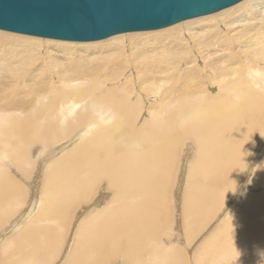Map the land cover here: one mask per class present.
Segmentation results:
<instances>
[{"label": "bare ground", "instance_id": "obj_1", "mask_svg": "<svg viewBox=\"0 0 264 264\" xmlns=\"http://www.w3.org/2000/svg\"><path fill=\"white\" fill-rule=\"evenodd\" d=\"M261 253L264 0L94 42L0 30V264Z\"/></svg>", "mask_w": 264, "mask_h": 264}, {"label": "water", "instance_id": "obj_2", "mask_svg": "<svg viewBox=\"0 0 264 264\" xmlns=\"http://www.w3.org/2000/svg\"><path fill=\"white\" fill-rule=\"evenodd\" d=\"M239 1L0 0V29L65 41H96L159 29Z\"/></svg>", "mask_w": 264, "mask_h": 264}, {"label": "rangeland", "instance_id": "obj_3", "mask_svg": "<svg viewBox=\"0 0 264 264\" xmlns=\"http://www.w3.org/2000/svg\"><path fill=\"white\" fill-rule=\"evenodd\" d=\"M0 30H1V29H0ZM155 30H158V29H155ZM3 31H5V30H3ZM144 31H149V30H144ZM8 32H10V31H8ZM129 32H136V31H129ZM12 33H14V32H12ZM124 33H126V32H124ZM18 34H19V33H18ZM119 34H120V33H119ZM115 35H116V34H115ZM31 36H32V35H31ZM112 36H114V35H112ZM109 37H111V36H109ZM109 37H107V38H109ZM47 39H48V38H47ZM104 39H106V38H104ZM104 39H100V40H104ZM54 40H57V39H54ZM59 41H64V40H59ZM96 41H98V40H96ZM70 42H94V41H70ZM182 186H183V185H182ZM181 190H182V189H181ZM181 190H180V192H181ZM170 192H171V191H170ZM171 194H172V193H171ZM174 197H175V196H174ZM175 201H179V202H181L180 200H175V199H174V201H173L174 204H175ZM178 208H179V206H178ZM176 210H177V209H176ZM174 214H175V215H174V216H175V217H174V218H175V221H176V220H179V218H180V208H179V210H178L176 213H174ZM176 214H177V215H176ZM210 225H211V224H210ZM210 225H209V226H210ZM209 226H208V227H209ZM208 227H207V228H208ZM208 229H209V228H208ZM210 229H211V227H210ZM199 236H200V235H199ZM199 236H198V237H199ZM198 237H197V238H198Z\"/></svg>", "mask_w": 264, "mask_h": 264}, {"label": "clouds", "instance_id": "obj_4", "mask_svg": "<svg viewBox=\"0 0 264 264\" xmlns=\"http://www.w3.org/2000/svg\"><path fill=\"white\" fill-rule=\"evenodd\" d=\"M262 256H264V253H261ZM261 264H264V261H261Z\"/></svg>", "mask_w": 264, "mask_h": 264}]
</instances>
